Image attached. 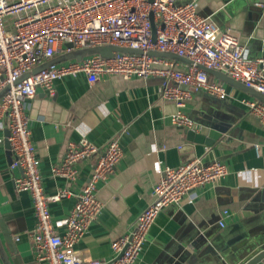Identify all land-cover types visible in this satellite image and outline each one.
I'll return each mask as SVG.
<instances>
[{"label":"crops","instance_id":"0c3cea01","mask_svg":"<svg viewBox=\"0 0 264 264\" xmlns=\"http://www.w3.org/2000/svg\"><path fill=\"white\" fill-rule=\"evenodd\" d=\"M260 3L264 0H200L199 9L222 28L235 31L247 55L254 58L264 55V5ZM160 83L158 77L119 75H103L91 83L81 73L57 79L53 94L39 88L26 100L45 191L54 195L70 190L68 196L51 201L52 216L59 220L69 215L96 161L80 162L73 182L56 175L53 167L68 141L86 136L105 146L120 137L124 154L116 172L98 184L103 211L76 246L83 258L109 261L116 254L113 241L127 233L153 201L160 169L178 166L207 150L206 159L225 162L228 174L192 190L180 204L163 208L135 264H240L249 254L248 247L251 252L264 248V123L240 101L251 95L226 83L229 96L225 99L200 90L186 102L185 111L197 122V131L216 140L214 144L192 142L186 128L172 122L177 105L160 96ZM7 129L8 119L3 117L0 220L12 243L0 225L2 249L13 264H49L36 258L28 234L37 224L33 198L16 188L15 176L21 170L11 167ZM224 209L229 213L224 215ZM0 264H4L1 253Z\"/></svg>","mask_w":264,"mask_h":264},{"label":"built area","instance_id":"2783aa9c","mask_svg":"<svg viewBox=\"0 0 264 264\" xmlns=\"http://www.w3.org/2000/svg\"><path fill=\"white\" fill-rule=\"evenodd\" d=\"M199 1L0 0V90L10 86L0 100V119H8V138L14 155L11 167L21 170V174L15 176L16 188L30 192L33 198L37 224L28 234L39 261L135 264L163 208L180 204L192 190L228 174L225 162L206 159L207 150L204 155L178 166L162 167L153 187V201L137 216L130 230L113 241L115 256L109 261L83 258L76 246L103 211L98 184L107 182L116 172L124 154L121 139L115 137L105 146L86 136L68 141L63 157L53 167L56 175L73 182L79 175L80 162L91 158L96 161L69 215L55 220L51 201L68 196L70 190L66 188L54 195L46 193L25 108L26 100L33 98L39 88L53 94L57 79L81 73L86 74L91 83L103 75L158 77L161 79L160 96L177 105L171 114L172 122L197 129V122L185 111L186 102L193 94L202 90L222 99L229 96L226 83L213 78L200 65L224 71L264 93V55L254 58L247 55L240 36L202 15ZM151 11L157 22L156 40ZM104 44L139 48L143 52H115L110 57L92 54L82 60L52 64L17 82L34 66L56 55ZM151 50L174 52L191 62L184 64L177 59L153 55L149 53ZM240 101L264 123V102L252 96ZM228 213V209L223 210L224 215ZM219 224L224 226V220ZM257 264H264V258Z\"/></svg>","mask_w":264,"mask_h":264},{"label":"water","instance_id":"95a60500","mask_svg":"<svg viewBox=\"0 0 264 264\" xmlns=\"http://www.w3.org/2000/svg\"><path fill=\"white\" fill-rule=\"evenodd\" d=\"M151 1H153V0H151ZM150 18L152 20V25H153L154 39L156 40L157 22L155 21V16H154L153 11H151V13H150ZM68 45L71 46V44H68ZM115 52L142 53L143 51L139 48L124 47V46H118V45H113V44H104V45H97V46H93V47L76 48V49H72L70 51H67L63 54H59L57 56H54V57L36 65V66H34L31 70H29L28 72L23 74L18 79L17 82L21 81L22 79L28 77L31 74L39 73L42 70L46 69L47 67H49L50 65L55 64V63L65 62V61L72 60V59L82 60L85 56L92 55V54H100L104 57H110V56L114 55ZM149 53L153 54V55H158V56L170 57L173 59L184 61L186 63L191 62L190 59H188L184 56H181L179 54H176L174 52L151 50ZM200 67L205 69L206 71H208L210 74L214 75L215 77H217L219 80H221L227 84H230V85H232L238 89H241V90L245 91L246 93L250 94L252 97L264 102V93L262 91L245 84L244 82L232 77L231 75H229L228 73H226L224 71L217 70V69H214L211 67H207L205 65H200ZM9 87H10L9 85H6L3 89L0 90V100L3 97V95L8 91ZM186 134H187V138L192 142L214 144V142L216 141L214 138H210L206 134L200 133L197 131V129H193V128H186ZM9 135H10V130L7 129L5 144L7 147L8 156L10 157V159L12 161L13 160V156H12L13 152H12L11 144H10V141L8 138ZM0 225L3 228V233L6 234V240L8 242L12 243L11 239L9 238V237H11V233L7 234V230H6L4 222L2 220H0ZM2 246H3V242H2L1 236H0V253H1L2 260H3L4 264H13L12 260H10V258H8V254H7V252H5L6 251L5 248L2 249ZM251 248L252 247L247 248V251H249V254H248V256H246V258H244L241 261L240 264H257L258 262H260L264 258V248H257L253 252H251V250H250ZM123 251L120 252L118 257H120L123 254Z\"/></svg>","mask_w":264,"mask_h":264}]
</instances>
